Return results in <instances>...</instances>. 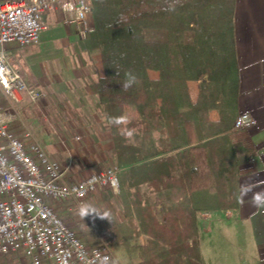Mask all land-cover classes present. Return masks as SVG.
I'll use <instances>...</instances> for the list:
<instances>
[{"label": "trees", "instance_id": "obj_1", "mask_svg": "<svg viewBox=\"0 0 264 264\" xmlns=\"http://www.w3.org/2000/svg\"><path fill=\"white\" fill-rule=\"evenodd\" d=\"M234 3L91 0L93 29L80 51L97 55L99 72L87 84L110 127L124 213L110 244L138 254L122 264H200L196 214L238 207L237 177L252 167L239 168L236 153L255 152L246 131L233 129ZM128 72L136 81L125 90ZM125 105L139 117L112 124ZM143 184L153 199L144 197Z\"/></svg>", "mask_w": 264, "mask_h": 264}, {"label": "crops", "instance_id": "obj_2", "mask_svg": "<svg viewBox=\"0 0 264 264\" xmlns=\"http://www.w3.org/2000/svg\"><path fill=\"white\" fill-rule=\"evenodd\" d=\"M233 18L239 81L236 113L247 112L255 121L254 125L243 128L255 155L249 158L242 151L236 153L239 168L252 167L251 171L237 177L238 207L196 214L200 264L264 261V0H235ZM43 19L45 28L36 44L5 46L9 59H14V68L21 71L28 84L41 90H61L63 79L84 81L83 70L69 67L66 57L70 54L69 47L73 48L78 40L76 25L64 24V14L57 8L45 12ZM84 87L93 116H103L93 109L95 96L87 82ZM196 91L197 87L193 95L190 93L192 97ZM77 102L82 105L81 101ZM72 106L73 101L64 96L59 105L53 107L52 120L39 135V143L66 169L70 182L85 177L99 163L112 160L111 154L106 157L104 150L93 148L85 127L69 126L73 120L83 118ZM210 115L216 118L217 112L212 111ZM101 135L106 138L107 148H112L113 144L107 140L110 135L100 132ZM75 136L79 137L77 141L73 139ZM95 144L103 148L100 141Z\"/></svg>", "mask_w": 264, "mask_h": 264}, {"label": "built area", "instance_id": "obj_3", "mask_svg": "<svg viewBox=\"0 0 264 264\" xmlns=\"http://www.w3.org/2000/svg\"><path fill=\"white\" fill-rule=\"evenodd\" d=\"M57 8L65 24L81 34L91 30V0H0V257L21 253L26 264H118L107 246L78 237L56 212L54 202L73 201L83 210L86 197L98 185L116 189L115 170L94 172L70 182L66 169L52 159L29 129H10L14 105L24 94L31 102L43 96L9 63L6 45L36 44L45 28L43 15ZM254 119L238 113L234 128H248Z\"/></svg>", "mask_w": 264, "mask_h": 264}, {"label": "rangeland", "instance_id": "obj_4", "mask_svg": "<svg viewBox=\"0 0 264 264\" xmlns=\"http://www.w3.org/2000/svg\"><path fill=\"white\" fill-rule=\"evenodd\" d=\"M89 23L91 25V30L87 31L85 34H81L79 32L78 27L76 26L75 32L76 35H78L77 37L78 40L75 41V43H73L74 44L73 48L69 47L70 54L66 56L68 57L67 61L69 63V67L81 68L83 70L82 73L85 74L84 77L86 79L84 78V81H80L77 79L76 80L63 79L62 83L64 84H61V81H59L60 82L59 84H61L64 89L63 88H61V90L51 89L49 91L42 89L41 91L43 93V96L39 98L36 102H31L23 94L20 103L14 105L13 109L17 116L15 120L11 122L10 129L16 134H20L24 128H27L29 129L33 137L39 142V140H41L39 139L40 137L39 135L43 132V128L45 126H48V123L51 122L52 120L53 107L55 105L58 106L60 101L65 96L67 97V99L73 101L72 109H76L77 113L79 112L80 113L79 115L83 117L80 118L79 120H73L69 124V126L74 127L77 124V126L79 127L80 126L85 127L86 131L91 136L90 140L92 141L93 148H95L96 150L100 149L101 151L104 150L106 153V157H108L109 154L112 155L111 161L108 160L106 164H104L103 162L99 163V166L93 169V171L89 172L85 177L89 176L94 172H104L107 169H112L116 171L115 176L117 181L118 168L116 167V153L114 147L108 149L107 146L105 145L107 143L106 138L102 137V135L100 136V132L101 133L107 132V136L110 135L107 137V140L109 141V143L113 144L109 124L107 123L104 114L103 116H93L92 105L90 104V99L86 92L87 90L84 87V82L86 83L90 76H96L97 73L99 72V66L96 60L97 59L96 53L89 54L87 52L80 51L81 48L80 41L85 39L87 34L91 32L93 29L91 13L89 15ZM71 49L73 50V52H71ZM9 63L12 67L15 66L13 58L9 59ZM70 75L74 76L73 73H71ZM57 78H60V76L55 77V79ZM196 85L197 83L194 81L188 83V88L192 95L194 94L193 90L196 89L197 87ZM0 101L3 106L6 105V101L5 99H3V97L0 98ZM77 101L79 102L81 101L82 105H78ZM95 111L100 112L97 110ZM123 116H126L128 119H134L139 117L136 109L132 105H125ZM233 129H236L234 128V125H233ZM158 137L160 136L156 135V140L158 139ZM78 138H79L78 136H75L73 139L77 141ZM99 141L100 143H102L103 148H99L98 144L97 145L95 144L96 142ZM94 156L97 157V154L95 153ZM81 179L82 178L78 180ZM140 190L142 191L144 197H146L147 199H153L148 191V187L146 186V184H143ZM85 202H86V207L83 210L76 207V205H74V202L70 200L63 202L56 201L54 202V207L56 209V212L62 218V220L67 225H69L76 232L78 237H80V239L83 240L85 243L91 245L107 246L108 249L110 250L113 261L118 264H122L123 262L126 261L130 263L135 262L138 259V254L136 252H132L128 254L122 246H119L118 244H114V245L110 244V240L112 239L111 236L112 229L114 225L124 219V213L122 208L123 204L119 197L118 183L116 189L109 188V186H106L105 184L98 185L93 192H90L87 195ZM154 211L156 213V217L159 220L160 208L158 205L154 207ZM135 241L140 243L144 241V239L137 238V240ZM0 258H1L0 264H26V259L22 256L21 253H13L2 256Z\"/></svg>", "mask_w": 264, "mask_h": 264}, {"label": "clouds", "instance_id": "obj_5", "mask_svg": "<svg viewBox=\"0 0 264 264\" xmlns=\"http://www.w3.org/2000/svg\"><path fill=\"white\" fill-rule=\"evenodd\" d=\"M126 77L127 79L125 83L122 85V87L125 90L130 88L136 81V77L131 72L126 73ZM109 119H110V122L115 125H121V124L128 123V118L126 116L111 117ZM121 135H124L126 138H131L133 136V131L121 129ZM256 203H261V202H256Z\"/></svg>", "mask_w": 264, "mask_h": 264}]
</instances>
